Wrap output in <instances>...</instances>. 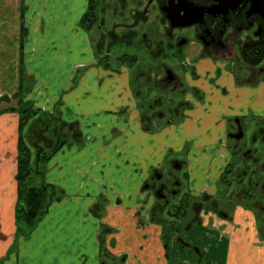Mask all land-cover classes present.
<instances>
[{
    "label": "crops",
    "instance_id": "1",
    "mask_svg": "<svg viewBox=\"0 0 264 264\" xmlns=\"http://www.w3.org/2000/svg\"><path fill=\"white\" fill-rule=\"evenodd\" d=\"M89 2L0 0V109H17L18 93L23 97L30 92L27 86L35 85L45 95H38L35 108L47 114L59 104L57 114L70 125L66 134L59 121L52 122L51 143L46 145L63 135L43 176L60 198L50 203L28 235L21 236L15 223L19 117L0 113V264H169L163 228L144 219L139 210L151 171L182 140L174 149L187 152L189 192L218 197L219 176L228 164L224 149L218 150L227 131L226 117L252 116L264 124V81L238 92L224 80L205 85L203 103L183 127L157 134L145 129L128 72L114 73L95 60L91 31L81 24ZM78 69L83 71L75 83ZM198 72L213 80L210 60L203 61ZM218 86L240 93L231 101L234 111L221 108L225 104ZM28 97L33 100V95ZM106 115L111 121L103 126ZM157 136L167 146L160 147L155 160ZM249 202L220 218L203 214L213 217V228L224 235L221 264H264V198L250 196ZM103 228L114 232H105L103 238ZM215 249L212 264L221 251L218 245Z\"/></svg>",
    "mask_w": 264,
    "mask_h": 264
},
{
    "label": "flooded vegetation",
    "instance_id": "2",
    "mask_svg": "<svg viewBox=\"0 0 264 264\" xmlns=\"http://www.w3.org/2000/svg\"><path fill=\"white\" fill-rule=\"evenodd\" d=\"M152 11L155 14L154 25L150 17ZM105 12H109V17L115 19L109 29L105 28L106 21L101 18L104 17ZM87 13L86 27L91 31L96 26L95 30L98 33L96 48L104 47L98 56L101 66L106 63L112 66L109 69L113 70L111 58H115L116 63H126L133 68L137 61L135 56L122 54L115 57L112 53L114 48L117 50L122 47L144 50L151 59L155 60L156 67L161 69L160 83H150L149 74L139 72L134 80L138 86L133 93L137 107H144L148 113L145 119H141L147 130H150V125L147 126V123L155 125L156 122L157 125L163 124L155 127L156 132L183 127L190 114L203 103L206 95L204 87L209 82L226 80L239 92L250 85L264 81V0H90ZM192 22L195 23L188 25ZM171 59L180 60L175 70L172 69L175 66L168 63ZM205 60H210L212 63L213 80L208 78L209 74H204L208 79L200 78L198 69ZM187 73L195 77L190 78L192 85L187 83ZM141 80L145 81V85L141 84ZM187 86L195 88L191 90L196 91L197 94L192 93L188 96L190 92ZM217 89L224 98L221 102L225 105L221 108L234 111L231 101L234 96H240V93L236 91L233 95L232 89L228 86H218ZM139 99H143L145 103L141 104ZM239 106L237 109L241 112L242 105ZM239 117L241 116L237 119H234L233 115L226 117L227 131L224 139L233 143L231 155L237 156L238 163L227 164L221 172L219 176L221 190L218 197L212 198L214 200L207 196L194 197L189 192V174L187 171L183 173V169L187 170L188 155L177 159L172 157L173 152L168 153L143 184L142 189L147 197L150 195L155 197L165 207L170 205V210L167 211L169 218L182 216L185 220L191 214L188 225L183 226L186 234L185 242L183 237L178 239L181 246L178 257L183 255L193 259L191 254H195L197 262L201 258V261L212 264L210 259L206 260L205 254L198 251L199 249H194L193 253H189L190 256L183 252V249L193 244L192 242L196 244L203 241L207 234L205 230V232L201 230L206 229L207 224H202L201 220L194 222V209L195 219L199 218L200 212L212 213L220 218V210L226 214V208L232 205L231 210L236 206L250 203L247 191L251 195L252 186L248 177L253 175L257 168L263 172V164L255 165L254 168L243 163L245 159L249 161L247 157L251 152L250 149L244 150L245 144L239 145L243 138V126ZM231 124L233 129H230ZM239 134L241 138L236 139ZM257 136L258 133L253 137L252 142H258ZM166 157L169 159V168L165 170L162 166ZM158 169H162L163 172L159 173ZM178 175L181 177L179 178ZM183 180L188 183V189H186L187 193L181 196ZM193 198H198L200 203H194ZM162 228L163 232L171 235L176 230L174 227L167 228V225ZM177 228L178 231L175 233L179 232L180 226ZM169 236L168 243L167 238L162 236L167 257L171 247ZM107 254L112 258V255Z\"/></svg>",
    "mask_w": 264,
    "mask_h": 264
},
{
    "label": "rangeland",
    "instance_id": "3",
    "mask_svg": "<svg viewBox=\"0 0 264 264\" xmlns=\"http://www.w3.org/2000/svg\"><path fill=\"white\" fill-rule=\"evenodd\" d=\"M150 17H151V23H153L154 22V17H155V14H154L153 11L151 12ZM101 18L106 21L105 28H108V29L111 26V23L115 20L114 17L113 18L109 17V12H105L104 13V17L101 16ZM153 25H154V23H153ZM84 26H87V24L84 23ZM95 29H96V26L93 28V30H91L90 36H91V43H92L93 52H94V55H95V60H96L97 64H99L100 63L98 61L99 57H97V56H99L100 54L97 55L98 52H99V49L96 48V42H97V37H98L97 34L98 33L96 32ZM103 50H104V47L101 46L100 52H102ZM115 50L116 49L114 48L113 51H112V53L115 54V57L116 56H120L122 54H126L128 56H135L137 58V61L135 62L133 68H130V66L128 64H126V63L125 64L124 63L123 64H118V62L117 63L115 62V58H111V61H112L111 63L114 66L113 70H111V71H113L114 73H121V72H124V71L128 72L129 79H130V87H131L132 93L135 92V89H138V86L136 85V83L134 81L135 78H136L137 72L149 74V78H150V81H151L150 83H152V84L153 83L155 84L156 82L160 83L159 80L162 77V75H161L162 71H161L160 68L156 67L157 63L155 62V60L151 59L149 57V55H147L144 52V50H141V49L138 50L137 48H127L126 49V48H122V47H120L116 51ZM168 63L170 65L172 64V66H175V68H172V66H170L173 70H175L178 67V65L180 64V60L179 59H171V60H168ZM109 67L112 68V66H109ZM82 71H83L82 69H78L76 71V73H75V83H76L77 79L79 78L80 73ZM204 77H206L205 79H208L207 76H205L203 74L200 75L201 79L204 78ZM190 78H195V77H193L190 74L187 75V83H190V85H192V82L190 81ZM194 81H197V80L194 79ZM144 83H145V81L141 80V84H144ZM27 87L30 88V92L27 91L25 93V95L22 97V101L26 105L25 107H29V108H31L34 111H38L37 108H35V104H36L35 99L38 97L39 94H40L39 96L41 98H43V96H45V95H42L39 92V91H41V89H40L41 87L39 88V86L29 85ZM187 89H188V92H190L188 96H190V94H192V93L194 95L197 94L196 91H192L191 90V89L195 90V88H191V86H187ZM29 94H31V96L33 95V100L32 99L28 100L29 97L27 98V95H29ZM161 95H162V93H161ZM198 95H200V93ZM139 102L141 104L145 103L143 101V99H139ZM48 103H49V101H47V104ZM48 106H50V104ZM59 106L60 105L57 104L53 108V110L50 111V112H47V114L49 115V117H51V116L54 117L53 123L54 122L58 123V121H59V123L61 124V127H62L61 132L62 133H66L67 129H68V127L70 125L69 124H65L61 120L59 114H57V111L60 108ZM137 108L140 111L141 119L142 118L145 119L147 117V115H148V113H146L145 108L144 107L140 108V106L137 107ZM158 111H160V110H158ZM41 112H43V111H41ZM105 117H107V118H106V120H104L103 126H105V125L108 126V123H109L108 120L110 119V115H106ZM233 117H235L234 119L238 118V116L236 114H233ZM38 118H41V116L38 117ZM239 118H240L241 124L243 126V138H242L241 142L239 143V145L242 146L243 144H245L246 147L244 148V150L246 151V150L250 149V152H251L250 155L247 157L249 159V161H246V159H245V161H243V163H246L247 165H249V167H254L255 165H259L260 166V165H262L264 163V145H262V143H261L262 141H264V136H263V133L261 134V132H260L261 129L264 128V124L260 121V119L253 118L252 116H247L245 118L239 117ZM206 120H208V117L206 118ZM110 121H111V119H110ZM41 124H42V122H36L35 124H32V126H30V128H28L27 144H28V146H30L32 148L33 147L34 148H36V147L39 148L46 141L50 140V134H48V132L44 133V134H40L41 133V131H40L41 127L40 126H43ZM82 124L83 123H80L79 126L80 127L83 126ZM157 124H158V122H156L155 125H151V124L147 123V126L150 125V127H149L150 131L151 132L153 131V132H155L157 134L159 132H156L154 130L155 127L163 125V124H160V125H157ZM197 125H198V128L201 127V124H197ZM71 126L75 127V128L77 127L75 124L71 125ZM230 129H233V125L232 124L230 125ZM219 133L221 134V131ZM257 133H258V136L256 138H257L258 142L254 143V142H252V139ZM66 134H64V135H66ZM62 138H63V135H62ZM181 142H182V140H179V141H177L176 143L173 144V149H172L173 150V156H172L173 158H177L178 159V158H185L187 156V152L185 150L182 151V150L174 149V148H179L180 145H181ZM165 143H166V141L161 139V136H157L156 137L155 143H154V148L157 151L154 154L155 155V160L157 158H159V154H160L159 153V149H160V147L167 146V144H165ZM232 145H233V143L231 141H229L227 139H224L223 144L222 145L220 144L218 146V150L221 151V149H224L223 152L227 154L226 157L228 159V164H232V163L237 164L238 163L237 156L236 155H231V149H232L231 147H232ZM186 148L188 149V145H186ZM34 150H36V149H34ZM256 157H257V159H256ZM168 162H169V159H168V157H166L165 161H164V164L162 166L165 170L167 168H169ZM238 167H240V164L238 165ZM254 168H256V167H254ZM158 170H159L158 171L159 173L163 172L162 169H158ZM186 171L187 170L183 169V173H186ZM247 171L250 172V170H247ZM178 177L180 178L181 176L178 175ZM248 179H250L251 183H252V184H250L252 186L250 188L251 189V193H253L254 196H257L258 199H260V200L263 199L264 196L261 195V185H262V181H263V172L257 168V170L255 171V173L253 175H251V176L249 175ZM40 181H41V179L38 176H33L32 179H31V183L33 185H35V186H37ZM255 184H257V185H255ZM51 187H53V186H51ZM181 187H182V189L180 191V194L182 196L183 194L187 193L186 189H188V183L183 180V183H182ZM54 189H55V191L57 193V195L54 198V200H57V199L60 198V194H59V192L57 191L56 188H54ZM220 190H221V188L218 189V193L220 192ZM142 192H143V190H142ZM143 194L144 193H142V195ZM193 200H194V203L199 202L198 198H195V199L193 198ZM237 200H239V198H237ZM232 201H233V199H232ZM191 202H193V201H191ZM252 202H253V200L251 201V203ZM169 206L165 207L162 202L157 201L155 199V197H152L151 195L149 197L142 196V198L140 199V203H139V207H140L139 210H140V213H141L140 215H144V219H146V220H147V217H148L149 222H151L152 224H156V225L160 226L161 228L166 226V225H167V228L168 227H174L176 229L175 232L178 231L177 226H180L179 232L178 233L174 232L172 235H171V233L167 234V233H165V231L163 232V230H162L163 236L167 238V243H168V235H170L169 238L171 240V247L169 248V251H168L169 264H209L208 261L207 262L201 261V258L198 259L199 261L197 262L195 260V258H196L195 254H191V256H193V259H189L190 257H186V256L184 257L183 255L180 256L181 258L177 256V254L179 253V250L181 248V246L179 245L178 239L180 237H183L182 239L185 242V239H184L185 236L184 235H186V234L183 231V226L188 225V223H189L188 221L191 219L190 218L191 214H189L187 216V219H185V220H183L182 216H175V217L169 218L170 217L169 214L167 215V211L170 210ZM231 207L226 208V211H230ZM147 209H148V211H147ZM141 211H143V212H141ZM193 211H194V213H193L194 222H195V220L197 222H200V220H201L202 224H204V225L207 224V228L206 229L205 228L201 229L202 231L205 230L207 232V234L205 235V239L203 241L196 242V244L194 242H192L193 246L192 245L187 246L186 249H183L184 250L183 252L186 255L190 256L189 253H193L194 249H196V250L199 249L198 251L201 254H205L207 256L206 260H209L210 259V255H213V251L216 250L215 247L218 245L219 249L221 251L218 252L220 255L218 256V260L217 261H216V258L214 257V259H215V261H214L215 263L214 264H221L222 259H221L220 256H221V254L224 253L223 247L225 246L224 245V243H225L224 235H222L219 231H217V230L212 228L213 227L212 225H214V218L213 217H211V216L209 217L207 215L204 216L203 215L204 213L200 212L199 218L195 219V209ZM210 214H212V213H210ZM212 215H214V214H212ZM200 216H201V218H200ZM190 223H193V222H190ZM163 224H164V226H163ZM105 232H106L107 235H110L114 231L112 230V233H111L110 229L103 228L101 230V236L103 238H104ZM3 240H6V239H3ZM167 247H168V244H167ZM170 249H171V251H170ZM186 261H188V262H186Z\"/></svg>",
    "mask_w": 264,
    "mask_h": 264
},
{
    "label": "trees",
    "instance_id": "4",
    "mask_svg": "<svg viewBox=\"0 0 264 264\" xmlns=\"http://www.w3.org/2000/svg\"><path fill=\"white\" fill-rule=\"evenodd\" d=\"M87 16L88 13L82 19V25L86 22ZM100 48L101 47H99L98 53H100ZM103 66L106 69H109L108 64L104 63ZM21 98L22 93H18V96L16 98L18 100L17 109H0V113L15 112L19 117L17 170L15 175V180L17 183L15 223L16 235L25 236L28 235L36 227L38 222L46 213L48 206L57 195L55 189L50 185H47L43 181V176L45 173V164L50 159V157L59 149L61 143L63 142V138L62 135L59 134V138H57L54 145L50 147H46V145L50 144L51 140L46 141L39 148L29 147L27 144L28 128H30V126H32V124H35L36 122H42L41 125L43 126L40 129V134H44L47 132L48 134H50V126L52 125L54 117L51 116V118L48 114H44L41 111H34L29 107H25L26 105L23 104ZM40 116L41 118H38ZM52 137H55V133L52 134ZM33 176H38L41 179L37 186L31 183V179ZM247 195L251 196L252 193L250 195V193L247 191ZM219 214H221L222 216L224 213L220 210ZM102 254L108 256V254L103 250Z\"/></svg>",
    "mask_w": 264,
    "mask_h": 264
},
{
    "label": "water",
    "instance_id": "5",
    "mask_svg": "<svg viewBox=\"0 0 264 264\" xmlns=\"http://www.w3.org/2000/svg\"><path fill=\"white\" fill-rule=\"evenodd\" d=\"M193 23H195V22L189 23L188 25H191V24H193ZM235 138H236V139H240V138H241V134H239V135L236 136Z\"/></svg>",
    "mask_w": 264,
    "mask_h": 264
}]
</instances>
